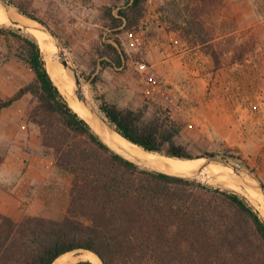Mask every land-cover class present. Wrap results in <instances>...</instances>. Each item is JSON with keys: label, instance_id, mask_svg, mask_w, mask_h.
<instances>
[{"label": "trees", "instance_id": "trees-1", "mask_svg": "<svg viewBox=\"0 0 264 264\" xmlns=\"http://www.w3.org/2000/svg\"><path fill=\"white\" fill-rule=\"evenodd\" d=\"M181 1L175 31L221 68L229 52L225 36L208 23L226 0ZM148 5L149 0H129L121 7L103 6L104 26L114 32L136 31ZM16 31L35 78L14 96L0 98V116L25 96L36 98L29 120L40 128L42 145L56 167L72 182L60 219L16 220L0 213V264H54L65 254L85 250L102 264H264V218L245 196L143 168L113 152L67 102L47 69L38 39ZM4 35L6 27L0 26V37ZM99 55L102 69L123 68L129 60L119 38L106 42ZM90 83L97 92L96 81ZM96 100L106 121L129 141L163 156L197 159L179 140L184 125L163 107L148 118L147 107L121 108L105 95H96ZM4 160L0 154V167Z\"/></svg>", "mask_w": 264, "mask_h": 264}, {"label": "rangeland", "instance_id": "rangeland-1", "mask_svg": "<svg viewBox=\"0 0 264 264\" xmlns=\"http://www.w3.org/2000/svg\"><path fill=\"white\" fill-rule=\"evenodd\" d=\"M128 1L3 0L8 8L18 12L19 6L32 13L56 35L104 118L96 100V95H105L100 90L103 76L107 81H119L126 91L118 100L120 105L115 103L119 107H147L148 118L163 107L184 125L179 140L190 154L204 160L216 154L213 158L238 166L264 186V0H226L224 8L209 19L218 35L225 36L224 47L229 50L221 68H216L201 47L191 45L175 31V22L181 19V0H149L148 14L136 31L107 29L101 8L121 7ZM0 26L7 30V35L0 37V98L5 99L35 78L26 51L13 32L21 29L22 36L33 35L12 23ZM115 38L121 40L129 60L123 68L102 69L99 49ZM171 38L180 40L182 49L193 50L182 60L175 58L171 73H167L157 67L159 60L151 52L158 45L153 41ZM142 63L147 70L139 72ZM90 80L96 81L97 92ZM37 105V99L27 95L0 116V154L5 156L0 186L11 192L14 189L16 219H60L72 177L56 167L53 155L42 145L40 128L29 120L30 110ZM195 180L242 194L200 175Z\"/></svg>", "mask_w": 264, "mask_h": 264}, {"label": "bare ground", "instance_id": "bare-ground-1", "mask_svg": "<svg viewBox=\"0 0 264 264\" xmlns=\"http://www.w3.org/2000/svg\"><path fill=\"white\" fill-rule=\"evenodd\" d=\"M9 13L14 21L21 24L12 23L8 13H6L5 9L0 4V25L12 23L38 39L47 63V69L67 102H69V105H71L97 132L101 135L103 134L107 142L113 147L123 149L135 157L147 160L158 169L178 174L200 175L202 179L219 182L229 188L236 189L248 198L264 218V195L256 188L257 181L254 180L251 175L243 172L240 177L232 168L221 164L209 163L202 158L179 159L146 152L139 145H135L123 138L119 132L105 120L98 111V108L95 111L96 116H94L85 104L79 102L78 94L80 92L76 87L73 71L66 69L61 62L63 57L71 60L67 54L68 52L64 50V56H60V51L62 50L57 47L52 36L43 30L35 29L41 28V25L36 21L21 15L12 8H9ZM82 91L89 98L92 108L95 109L96 104H94L95 101L92 99L90 91L85 86ZM79 261H91L95 264H102L100 258L96 254L86 250L80 253L65 254L57 259L54 264H74Z\"/></svg>", "mask_w": 264, "mask_h": 264}, {"label": "crops", "instance_id": "crops-1", "mask_svg": "<svg viewBox=\"0 0 264 264\" xmlns=\"http://www.w3.org/2000/svg\"><path fill=\"white\" fill-rule=\"evenodd\" d=\"M155 44H158L156 49L153 50V53L157 59L159 60L160 64H157V67L159 69L165 70L167 73H171V62L175 60V58L182 60V58L186 57L192 51L189 49H182L183 45L180 40L176 39L174 40L171 38L170 40H159V41H153ZM185 50V51H184ZM153 55V56H154ZM174 56V58H173ZM156 67V66H155ZM179 67V66H178ZM154 68V66H152ZM183 71V70H180ZM106 73V71H104ZM119 81H107L105 77L103 76L102 79V88L100 87V90L105 93L108 100H113L114 103H117L120 105L118 100H122L121 96L125 95L126 91L119 86ZM114 95L116 96L114 99ZM120 96V98H119ZM113 98V99H112ZM125 100V99H124ZM122 107V106H120ZM0 168V176H2ZM3 178V177H2ZM3 180V179H2ZM0 180V183L2 182ZM10 188L2 187L0 186V213L8 215L14 219L18 218L16 207H13V197H14V189H12V192L8 190ZM15 208V209H14ZM19 220V219H16Z\"/></svg>", "mask_w": 264, "mask_h": 264}, {"label": "water", "instance_id": "water-1", "mask_svg": "<svg viewBox=\"0 0 264 264\" xmlns=\"http://www.w3.org/2000/svg\"><path fill=\"white\" fill-rule=\"evenodd\" d=\"M0 4L2 5V7L5 9L6 13H8L9 17H10V20L12 21V23L14 24H21L19 22H16L12 19V16L10 15L9 13V8L6 6V4L3 2V0H0ZM29 18V17H27ZM31 19V18H29ZM33 20V19H32ZM36 21V20H35ZM37 23H39L38 21H36ZM41 25V28H35V29H39V30H43L45 32H47L48 34H50V36H52V38L54 39V41L56 42V45L57 47L62 50L60 51V56H64V47L61 45L60 41L58 40V38L56 37V35L50 30L48 29L46 26L42 25L41 23H39ZM62 64L64 65V67L68 70H72L74 75H75V80H76V87L78 89V91L80 92L78 94V99H79V102L82 103V104H85L87 106V108L92 112V114L94 116H96V107L95 109L92 108L91 104H90V101H89V98L83 93V82H82V79L79 75V72L77 70V68L75 67V65L71 62V60H69L68 58L66 57H63V59L61 60ZM93 128V127H92ZM94 129V128H93ZM94 131L99 135V137L101 138V140L113 151L115 152L116 154H118L119 156H121L122 158H124L125 160L131 162V163H134L136 164L137 166H140V167H143V168H147V169H150V170H154V171H157V172H160V173H163V174H166V175H169V176H173V177H179V178H187V179H197L198 176L195 175V174H178V173H173V172H169V171H165V170H161V169H158L156 167H154L149 161L147 160H143V159H140L138 157H135L133 156L132 154L126 152L125 150L123 149H119V148H115L113 147L109 142H107L105 136L102 134H100L99 132H97L95 129ZM105 134V132H104ZM121 135V134H120ZM122 136V135H121ZM123 137V136H122ZM125 138V137H123ZM126 139V138H125ZM128 140V139H126ZM129 141V140H128ZM131 142V141H129ZM133 143V142H131ZM135 144V143H133ZM137 145V144H135ZM145 150V149H144ZM146 152H150V151H147L145 150ZM152 153V152H150ZM207 161L209 163H216V164H221V165H224V166H228L230 168H232L237 174L238 176H242V173L243 171L240 170L238 168V166L234 165V164H231L229 162H226L224 160H221V159H215V158H210V159H207ZM254 180H256L254 178ZM257 181V180H256ZM256 188L264 195V186L262 184H260V182L257 181V186ZM93 253V252H92ZM95 254V253H94Z\"/></svg>", "mask_w": 264, "mask_h": 264}, {"label": "built area", "instance_id": "built-area-1", "mask_svg": "<svg viewBox=\"0 0 264 264\" xmlns=\"http://www.w3.org/2000/svg\"><path fill=\"white\" fill-rule=\"evenodd\" d=\"M138 70H139V72H144V71H146V70H147V66H146V64H144V63L140 64V65L138 66Z\"/></svg>", "mask_w": 264, "mask_h": 264}]
</instances>
